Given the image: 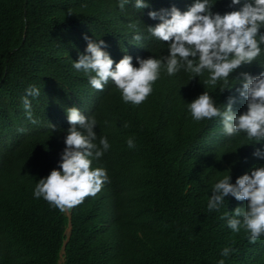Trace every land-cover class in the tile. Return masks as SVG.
Masks as SVG:
<instances>
[{
  "label": "trees",
  "instance_id": "1",
  "mask_svg": "<svg viewBox=\"0 0 264 264\" xmlns=\"http://www.w3.org/2000/svg\"><path fill=\"white\" fill-rule=\"evenodd\" d=\"M120 2L0 0V264H264V236L251 244L248 232L234 233L221 219L246 209L247 201L228 196L218 211L207 207L224 176L234 184L264 166L253 156L264 141L244 132L227 136L219 117L196 121L188 107L206 91L222 111L233 96L234 111L245 112L236 89L242 73L263 72L264 44L256 60L230 75V90L222 92V81L205 84L207 70L194 77L182 68L169 76L162 67L143 103H125L111 80L97 91L73 67L87 47L84 36L104 40L115 62L130 55L138 67L137 57L163 59L169 45L149 33L160 21L148 12L173 6L183 12L194 0H145L144 9L128 0L123 11ZM209 2L221 15L241 6ZM29 86L40 90L28 97L35 124L22 103ZM71 107L96 119L97 146L107 138L109 150L92 167L106 169L109 182L61 212L34 190L59 167L68 130L63 117ZM129 138L135 148L127 146ZM224 247L234 251L223 257Z\"/></svg>",
  "mask_w": 264,
  "mask_h": 264
},
{
  "label": "clouds",
  "instance_id": "2",
  "mask_svg": "<svg viewBox=\"0 0 264 264\" xmlns=\"http://www.w3.org/2000/svg\"><path fill=\"white\" fill-rule=\"evenodd\" d=\"M127 2L121 0V11ZM236 5H241L238 10L223 15L211 11L213 5L209 0H194L183 12L175 6L170 10L162 9L159 13L148 12L149 18L160 21L154 27H148L149 33L166 42L169 50L163 59L137 57L138 67L133 65L130 55L115 62L105 51L107 44L104 40H93L85 35L87 47L84 53L78 55L73 67L83 71L97 91H103L111 80L120 90L123 101L135 105L143 103L151 95L152 85L160 78L162 67H166L169 76L182 68L194 77L207 70L209 79L205 84L215 87L222 81V92L230 90V75L240 66L256 60L261 54L260 45L264 44V33L260 31L264 27V0H243V3L231 0L229 6ZM134 7L144 9L149 5L145 0H135ZM133 39L139 41L141 36L135 35ZM241 76L242 87L236 92L246 102L245 112L237 114L234 111L236 97L233 96L228 97L222 111L206 91L189 103V111L196 121L219 117L227 136L244 132L249 140L259 143L264 141V70L257 76L250 73H242ZM25 93L22 97L25 115L35 124L37 121L33 118L28 97H38L40 90L29 86ZM66 112L67 118L63 117L64 127L68 128L64 139L66 146L59 167L40 179L34 190L35 198L42 197L61 212L80 205L89 196H96L109 182L106 169L92 167L93 160L100 159L110 148L106 137L100 139V146L94 143L96 119L81 114L77 107L68 108ZM127 146L135 148L132 138L127 140ZM253 156L264 159V150L256 148ZM228 196L237 201H247V208L236 207L231 216L226 212L221 219L227 220L234 233L243 228L249 233V243L255 244L264 236V166L253 167L249 173L238 177L234 184L231 183V175L220 179L213 185L208 210L218 211ZM233 251L231 247H224L221 256L228 257ZM218 264H225L224 259Z\"/></svg>",
  "mask_w": 264,
  "mask_h": 264
},
{
  "label": "rangeland",
  "instance_id": "3",
  "mask_svg": "<svg viewBox=\"0 0 264 264\" xmlns=\"http://www.w3.org/2000/svg\"><path fill=\"white\" fill-rule=\"evenodd\" d=\"M62 261H63V260H61L60 264H62Z\"/></svg>",
  "mask_w": 264,
  "mask_h": 264
}]
</instances>
